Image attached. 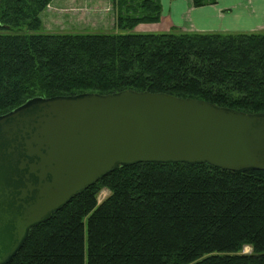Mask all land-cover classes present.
I'll list each match as a JSON object with an SVG mask.
<instances>
[{
	"label": "trees",
	"instance_id": "obj_1",
	"mask_svg": "<svg viewBox=\"0 0 264 264\" xmlns=\"http://www.w3.org/2000/svg\"><path fill=\"white\" fill-rule=\"evenodd\" d=\"M51 1L0 0V31H29L0 32V116L34 98L125 89L264 113V32L136 33L160 20V0H111L124 32L38 33ZM7 264H264V170L119 165L31 227Z\"/></svg>",
	"mask_w": 264,
	"mask_h": 264
},
{
	"label": "water",
	"instance_id": "obj_2",
	"mask_svg": "<svg viewBox=\"0 0 264 264\" xmlns=\"http://www.w3.org/2000/svg\"><path fill=\"white\" fill-rule=\"evenodd\" d=\"M264 170V113L167 93L34 98L0 116V264L31 227L119 165Z\"/></svg>",
	"mask_w": 264,
	"mask_h": 264
},
{
	"label": "crops",
	"instance_id": "obj_3",
	"mask_svg": "<svg viewBox=\"0 0 264 264\" xmlns=\"http://www.w3.org/2000/svg\"><path fill=\"white\" fill-rule=\"evenodd\" d=\"M160 5L157 23H140L134 29L141 33L173 28L186 32H264V0H215L198 7L192 0H160ZM40 17L46 31L114 26L110 0H52Z\"/></svg>",
	"mask_w": 264,
	"mask_h": 264
},
{
	"label": "rangeland",
	"instance_id": "obj_4",
	"mask_svg": "<svg viewBox=\"0 0 264 264\" xmlns=\"http://www.w3.org/2000/svg\"><path fill=\"white\" fill-rule=\"evenodd\" d=\"M110 2H111V8H112L113 16H114V26L113 27H111L112 25L111 26H106V27H103V28L102 27H100V28L96 27V28H92V29H84L83 31H77V29H74L76 31H71V30L57 31L55 29H53L51 31H46L47 27H42V25H41V28L37 32L38 33H50V32L51 33H55V32H61V33H121V32H124V31H122V30H120V29H118L116 27L114 9H113V5H112V1L111 0H110ZM196 7H198V6H196ZM153 23H157V22H153ZM141 24H152V23H141ZM171 31H183V30H180L178 28H173V29H171V30H169L167 32H171ZM0 32L27 33L29 31L25 27H19V28L13 27V28H10V29H7V30H3V31H0ZM132 32L141 33V31H136L135 29H132ZM184 32H186V31H184ZM153 33H160V32H153ZM107 194H108V191L106 189H103L102 191H100V193L98 195V200L99 201L102 200ZM250 250H251V248L249 246H245L243 248L244 252H249Z\"/></svg>",
	"mask_w": 264,
	"mask_h": 264
}]
</instances>
